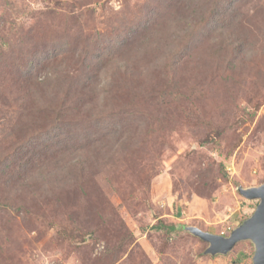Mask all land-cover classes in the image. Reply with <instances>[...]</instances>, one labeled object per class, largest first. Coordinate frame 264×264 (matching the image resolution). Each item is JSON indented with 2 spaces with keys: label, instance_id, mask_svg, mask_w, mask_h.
<instances>
[{
  "label": "rangeland",
  "instance_id": "rangeland-1",
  "mask_svg": "<svg viewBox=\"0 0 264 264\" xmlns=\"http://www.w3.org/2000/svg\"><path fill=\"white\" fill-rule=\"evenodd\" d=\"M262 186L264 0H0V264H252Z\"/></svg>",
  "mask_w": 264,
  "mask_h": 264
},
{
  "label": "water",
  "instance_id": "water-1",
  "mask_svg": "<svg viewBox=\"0 0 264 264\" xmlns=\"http://www.w3.org/2000/svg\"><path fill=\"white\" fill-rule=\"evenodd\" d=\"M244 196L250 199H258L259 205L253 216L245 225L236 229L229 238L215 235H203L210 243V253L226 254L239 241L250 240L255 246L252 264H264V186L244 191ZM197 235H201L199 230Z\"/></svg>",
  "mask_w": 264,
  "mask_h": 264
},
{
  "label": "trees",
  "instance_id": "trees-1",
  "mask_svg": "<svg viewBox=\"0 0 264 264\" xmlns=\"http://www.w3.org/2000/svg\"><path fill=\"white\" fill-rule=\"evenodd\" d=\"M4 170V169H3ZM5 172L7 171V170H4Z\"/></svg>",
  "mask_w": 264,
  "mask_h": 264
}]
</instances>
